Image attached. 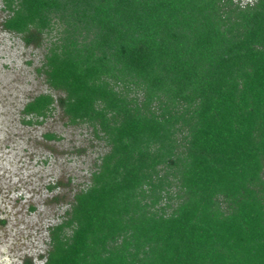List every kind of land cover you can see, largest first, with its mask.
Listing matches in <instances>:
<instances>
[{"label":"trees","instance_id":"trees-1","mask_svg":"<svg viewBox=\"0 0 264 264\" xmlns=\"http://www.w3.org/2000/svg\"><path fill=\"white\" fill-rule=\"evenodd\" d=\"M3 4L59 94L24 123L105 143L44 264H264V0Z\"/></svg>","mask_w":264,"mask_h":264},{"label":"rangeland","instance_id":"rangeland-1","mask_svg":"<svg viewBox=\"0 0 264 264\" xmlns=\"http://www.w3.org/2000/svg\"><path fill=\"white\" fill-rule=\"evenodd\" d=\"M3 8L0 0V264H23L27 258L44 264L50 228L89 185L105 143L91 127L70 125L59 108L39 124L24 123L28 102L40 94H59L39 72L46 42L41 48L27 46L7 32Z\"/></svg>","mask_w":264,"mask_h":264}]
</instances>
